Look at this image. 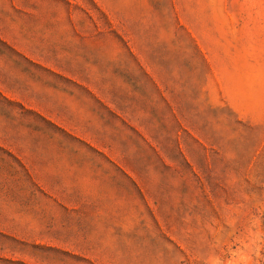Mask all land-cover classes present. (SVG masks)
I'll return each instance as SVG.
<instances>
[{
	"label": "rangeland",
	"instance_id": "1",
	"mask_svg": "<svg viewBox=\"0 0 264 264\" xmlns=\"http://www.w3.org/2000/svg\"><path fill=\"white\" fill-rule=\"evenodd\" d=\"M0 264H264V0H0Z\"/></svg>",
	"mask_w": 264,
	"mask_h": 264
}]
</instances>
